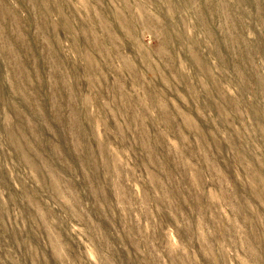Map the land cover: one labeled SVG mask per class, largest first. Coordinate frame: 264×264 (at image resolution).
<instances>
[{
  "label": "rangeland",
  "instance_id": "rangeland-1",
  "mask_svg": "<svg viewBox=\"0 0 264 264\" xmlns=\"http://www.w3.org/2000/svg\"><path fill=\"white\" fill-rule=\"evenodd\" d=\"M0 264H264V0H0Z\"/></svg>",
  "mask_w": 264,
  "mask_h": 264
}]
</instances>
